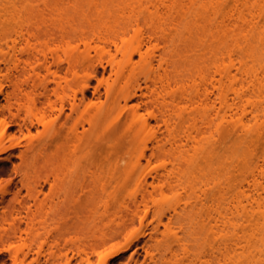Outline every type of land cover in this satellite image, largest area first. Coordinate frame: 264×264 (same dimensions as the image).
<instances>
[{"label":"bare ground","instance_id":"obj_1","mask_svg":"<svg viewBox=\"0 0 264 264\" xmlns=\"http://www.w3.org/2000/svg\"><path fill=\"white\" fill-rule=\"evenodd\" d=\"M12 1L13 7L7 9L10 28L21 34L39 12L17 8ZM92 2L98 17L106 20L101 25L105 30L111 32L120 26L116 17L123 18L112 33L92 30L95 58L88 52L77 54L78 46L70 48L75 40L87 46L86 40L92 38L65 17L55 32L45 33L60 35L58 48L66 47L63 60L54 53L50 62L46 51L37 47L21 59L19 40L3 55L4 77L20 79V101L27 92L24 102L34 111L30 126L43 125L48 133L28 151L32 168L45 169L52 179L49 200L37 207L38 213L47 209L37 223L46 226L54 238L51 246L60 252L58 256L51 251L49 256L65 257L52 264H69L66 253H61L69 249L67 242L61 246L55 238L62 239L69 231L90 237L107 227L102 241L114 239L129 221L140 217L139 205L145 210L140 221L147 218L148 200L157 189L162 198L181 191L187 197L176 198L167 208L158 203L153 211L154 232L167 220L160 245L166 242L165 249H171L172 264H264V146L261 163L252 162L257 143L264 141V0H111L110 6ZM103 62L118 81L115 88L106 89L104 104L98 101L97 89L91 98L86 94L89 78L96 74L94 64ZM21 63L25 67L20 70ZM153 121L165 132L146 137ZM12 123L16 121H0V126L7 129ZM228 129L236 135V150L245 148L231 156L238 173L233 179L213 148ZM120 136L129 138L128 143L111 141ZM139 142H145L141 151L126 160ZM17 145L10 141L0 153ZM23 158L29 159L27 154ZM151 158L162 162L154 176L142 163L146 160L148 166ZM130 183L140 193V200L132 201L135 208L126 202L111 205L108 199L116 187ZM29 189L37 201L41 190L30 183ZM230 189H236L231 199ZM19 206L13 207L16 215L25 209L24 204ZM118 206L131 210L130 220L127 216L116 225L105 224ZM26 209L30 220V207ZM20 216L14 235L22 231ZM144 234L112 248L109 255L124 253ZM35 261L40 264L39 257Z\"/></svg>","mask_w":264,"mask_h":264},{"label":"rangeland","instance_id":"obj_2","mask_svg":"<svg viewBox=\"0 0 264 264\" xmlns=\"http://www.w3.org/2000/svg\"><path fill=\"white\" fill-rule=\"evenodd\" d=\"M12 2L14 3L12 0H0V121H16V123H19V125L23 127L19 129V126L16 125V123H12L7 129H3L0 126V150L2 147L9 145L10 141L18 143L17 146L8 150L7 152L0 153V158H8L7 160H0V264H36L35 259L38 257L40 264H52L53 262L57 263L58 261L64 262L65 257L59 259L57 256L53 258L49 256L51 251L56 252V255L60 254V252L58 253V250L51 246L54 243V238L50 237V235L47 233L48 229L46 226L39 225L37 223L40 217L47 211V209H45L44 211L39 212V214L37 207L49 200V182L52 181V179L51 177H48L49 175L44 168V170L40 168L39 171L38 166L35 167V169L32 168L30 157L32 153L28 151L29 145L32 143L35 144L40 139H47L48 133L45 126L43 125L34 123V126H30L29 120L33 118L34 111L31 108H28L30 107L29 103L24 102V98L26 97L23 95L26 94L27 96V92L25 93L24 91L25 94H21V97H23V101L22 98L21 101L24 105L26 103L24 106L19 99L20 93L18 86L20 85V79H12L11 77V79H6L4 77V74H6V66L3 63V55L9 51L8 48L12 46L14 40H19L21 43L20 47L23 49L22 53L18 54V57L21 59H26L27 56L34 53V47H37V49L46 51V54H48L47 56H49L48 58L51 59L49 60L50 62L53 61L51 56L54 58L56 57V55L54 56V53H57L58 56L62 58L61 60H63L66 56H64V48L66 47L62 46L64 48H58L59 45L57 44H59L61 41L59 37L60 35L54 34L52 32L51 35L49 33V35L45 36V33L56 30V26L62 22L61 18L64 17L73 19L75 24L81 28L82 33H85L90 38H92L89 39V41L86 40L90 43L87 46L78 40H75L71 43L70 48L72 50L75 46H78L77 54L88 52L92 58H95L96 54L93 47L96 41H91L94 39L91 34L92 30L100 29L105 31L104 33L101 31L103 34L108 33L109 31L105 30L104 27H101L102 23L106 20L100 19V17H98V15L95 13L96 11L92 8V3H94L92 0H16L15 6L17 8L24 9L26 11L33 10L39 12L35 18L31 19L29 23L23 27L21 34H18L10 28L12 22L7 15V9L12 8L14 5ZM110 2L111 0H97L99 5L106 4L110 6ZM52 9H57L56 11L62 13V17L57 16L58 12L56 11L51 13L50 10ZM112 9H117V7H112ZM64 13H66L67 16H63ZM24 17L29 18L28 16ZM117 18L118 24L122 26L123 18L120 16L116 17V19ZM108 22V24L112 25L110 20ZM120 26H113L114 28L109 29L111 30L109 33L118 30ZM128 33V36H131L133 31L129 30ZM37 37H39V40ZM27 40H29L30 43L26 46ZM44 43H46L48 48H46ZM63 64L66 65V62ZM24 67L25 65L21 63L20 70ZM52 68L54 69L55 67L52 66ZM94 68L96 70V74L91 77V79L89 78L90 87L86 89V94L89 96L88 98H91L93 96L92 93H94L95 89H97L100 97L98 101L104 104L107 99L106 89L108 87L115 88L118 85L117 76L112 67L105 62H103L102 66L95 63ZM183 68H181V70H184ZM80 75L84 76L85 72H81ZM123 84L124 82H122L120 85L123 86ZM141 84L144 86L142 81ZM25 100L27 101V99ZM132 103H134V101ZM20 104L23 107L20 106ZM27 104H29L28 107H26ZM7 106L9 108L8 110L6 109ZM24 124L27 125V128L24 126ZM152 124L154 126L146 137H150L152 134L159 136L161 133L163 134V132H165L164 128L162 126L161 128L157 127L154 121ZM141 137H143V135ZM117 138L115 139L113 137L111 141L115 143H128L129 141V138L123 139L121 136ZM143 139L146 142L145 138ZM235 139L236 135L234 132L228 129L215 141L213 147L214 156L222 160L224 159V166L229 172L227 176L231 179L238 175L236 169L233 167L234 164L232 162L231 156L232 154L234 155V151H236V154H238L245 149L242 147L240 150H236L237 145L235 144ZM144 143L139 142L131 150V154L126 156L125 159H134V157L143 148ZM146 143L150 146L149 141ZM263 146L264 141L260 140V142L257 143L255 147L256 153L252 157V162L261 163L260 155L262 154ZM23 154H27L29 157L26 162H23ZM147 154L149 155L150 152L148 151ZM142 163L146 167V171L151 172V176H154L155 170H161L160 165L162 162L154 158L150 159L148 166L146 160H142ZM166 165L169 166V163ZM150 175L147 177L149 182L152 181V177H149ZM29 183L31 188L33 186H38V189L41 190V194L38 195L37 201L33 196L35 192L33 194L29 189ZM109 190L112 191L110 188ZM115 191L116 192H114L112 197L108 199L111 205L115 203L119 204L126 202L130 204L131 210H133L135 208L132 205L134 198H136L138 201L140 200V193L137 192L133 183H130L128 186L123 188L122 186H118L116 187ZM158 191L159 189H157V192ZM157 192L154 194L153 198L148 200V216L143 222L140 221V218L144 216L145 210L142 205H139V209L141 211L140 217L134 218V221H129L124 229V232L114 239H107L104 242L102 241L105 233H107V227L101 228L99 231L97 230L96 234L90 237H84L83 235L75 234L73 232L71 233V231H69V233H67L64 238H55V240L58 241L61 246L64 245L65 242L68 244L69 249H61V253H66V258L69 260V264L174 263L175 260L171 257V249H165L167 245L166 242H163V244L160 245V243L163 241V234L166 232L165 223H167V220L165 218L164 224L159 225V231L154 232L153 228L157 225V222L153 216V211L155 210L156 204L163 203L164 207L167 208L169 203H173L172 201L174 200L178 201V199H180L178 197L184 196V193H182V191L179 193L167 192V196L164 194L166 197L163 195L165 198H162L160 193L161 191L158 193ZM235 192L236 189H230L228 197L231 199ZM183 198L187 197L184 196ZM19 203L22 205L24 204L25 209L26 207H30L32 213V215L29 216L30 220L26 219V213L28 211L27 209V211H25V209L24 211L21 209V211H19L20 213H17L16 215L15 212L18 211L13 210V207L15 206L16 209L18 207L20 208ZM131 210H125L120 206H118L115 210L112 209V216L109 221L107 220L105 222V224L108 223L107 225H116V223L120 222L122 218L126 219L127 216H130L128 218L130 220L132 217ZM18 215H21V222L19 224L22 231L21 233H16V235H14V226H16L17 222H19V220L17 221V218L19 217ZM22 216L25 217L23 218ZM2 217H4L6 220L3 221ZM14 218H16V220H14ZM25 219L28 221V225L23 223V221H26ZM141 231H144V236L141 237L138 242L131 244L124 253L111 256L109 255V253L116 247H120L132 241L133 238L136 237V235ZM249 233L250 232H247L246 234L249 236ZM151 234H154L156 239H152ZM179 235L182 236V233ZM259 237L260 236H258L257 239H259ZM252 238L253 236L250 238V240H252ZM247 240H249V237ZM77 241H79V243ZM74 243H77L79 247L72 246ZM231 250L232 249H230V251ZM37 252H39L40 255H37ZM131 257H133V260ZM180 257H182V255ZM227 263L230 264L231 262L228 261Z\"/></svg>","mask_w":264,"mask_h":264}]
</instances>
